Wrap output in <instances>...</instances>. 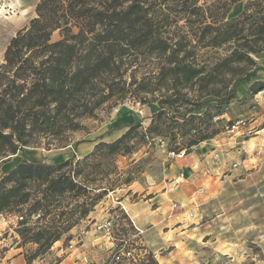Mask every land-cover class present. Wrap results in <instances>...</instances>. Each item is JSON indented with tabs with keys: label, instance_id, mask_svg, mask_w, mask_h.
Returning a JSON list of instances; mask_svg holds the SVG:
<instances>
[{
	"label": "rangeland",
	"instance_id": "obj_1",
	"mask_svg": "<svg viewBox=\"0 0 264 264\" xmlns=\"http://www.w3.org/2000/svg\"><path fill=\"white\" fill-rule=\"evenodd\" d=\"M39 1L24 16L16 0H0V65L4 62L10 40L37 16ZM58 1L59 11L63 13L66 4ZM190 4L191 0H188L164 10L170 23L166 25L162 20L165 36L179 41L181 55H187L192 64L202 67L213 77L207 83L193 82L182 86V96L190 100L200 96L204 100L217 95L227 96L235 89L234 97L217 107L211 104L214 116L210 114L204 119H195L194 128L186 133L179 128H175L176 136L165 131L167 136L164 134L137 143L133 152L117 154L113 158L100 154L87 159L75 156L72 165L56 173H64L86 188L52 203L53 213L48 216L58 220L59 213L63 212L62 221L72 217L66 224L71 225L70 231L29 262L28 256L37 250L38 244L23 242L18 232L20 213L2 214L0 264H264V151L244 150L236 173H231L227 180L224 175L229 171L222 174L221 179L226 181L214 198L206 197V187L201 185L189 199L181 200L177 206L179 217L165 227V234L137 228L118 202L135 181L145 184L155 176L156 170L166 172L170 160L178 154L182 156L196 151L229 132L237 133L231 129L238 118L247 121L239 128L240 137L243 136L241 141L252 135L248 130L264 127V122L253 126L262 106L256 96L259 92L251 89L255 80H264V33L257 35L264 25V0H199L196 7ZM226 30L231 32L233 39L209 45L217 33ZM61 38V31L55 30L52 40ZM234 51L241 52L244 59L228 61ZM163 62L162 56L147 51L128 54L123 65L124 81L121 82L132 88L126 98L108 101L97 107L93 114L79 118L78 127L66 133L68 142L78 144L92 139L123 108L140 116L148 103L163 98L167 89L162 80H157ZM140 85L149 91L137 92L135 88ZM261 94L264 95V90ZM141 98L148 102H142ZM139 121L145 126L152 120L147 116L140 117ZM170 123L171 120L167 119L166 125ZM215 130L218 132L212 134ZM205 134L210 137L186 153L184 146ZM50 139L51 136L41 135L29 146H24L21 149L24 160L29 159L30 151L49 153L64 148L55 147V143H49ZM138 139L135 138L134 142ZM176 145L183 149L178 152ZM237 146L240 147V143L232 149ZM172 152L175 155H171ZM17 158L0 155V178L14 167ZM190 169L193 174L183 181L181 179V183L198 170L196 167ZM35 189L33 186L32 190ZM105 189L106 194L93 205V199ZM83 204L90 208L86 216L81 215ZM37 217L33 216L32 220L36 221ZM84 236L86 241H83ZM77 248L85 252L83 257L76 254L74 258H68Z\"/></svg>",
	"mask_w": 264,
	"mask_h": 264
},
{
	"label": "trees",
	"instance_id": "obj_2",
	"mask_svg": "<svg viewBox=\"0 0 264 264\" xmlns=\"http://www.w3.org/2000/svg\"><path fill=\"white\" fill-rule=\"evenodd\" d=\"M187 1L62 0L66 6L60 13L58 0H40L37 16L10 40L0 65V155L16 154L41 135L51 136L49 143H55V147L69 145L66 133L78 127L79 118L93 114L108 101L126 98L132 89L121 83L125 58L130 53L147 51L163 57L157 80H162L167 90L163 98L153 100L160 108L150 116V125L143 126L142 121L130 124L116 140L98 142L83 159L97 154L113 158L131 153L137 143L164 136L165 131L176 136L175 128L186 133L194 128L195 119L212 114L211 104L217 107L232 99L235 89L227 96L204 100L200 96L195 100L182 96V86L207 83L213 77L192 64L187 55H181L179 41L165 36L162 20L166 25L170 23L164 10ZM198 1L191 0L190 6L196 7ZM57 29L62 38L53 41L52 34ZM263 33L264 25L257 35ZM233 37L229 30L219 32L209 45H219ZM241 59L244 56L238 51L227 58ZM251 89L256 93L264 90V80L254 81ZM135 90L149 91L144 85ZM141 101L148 102L146 98ZM167 119L171 123L166 125ZM209 137L205 134L190 140L184 146L186 153ZM177 148L178 152L183 149L176 145ZM74 159L72 156L57 163L22 160L0 178V215L20 213L18 232L23 242L38 244L37 250L28 256L29 262L71 229L66 224L72 217L62 221L63 212L58 220L48 216L53 213L52 203L86 188L64 173H56L72 165ZM106 191L94 198L92 204ZM89 211L83 204L81 215L86 216ZM33 216H38L36 221Z\"/></svg>",
	"mask_w": 264,
	"mask_h": 264
},
{
	"label": "crops",
	"instance_id": "obj_3",
	"mask_svg": "<svg viewBox=\"0 0 264 264\" xmlns=\"http://www.w3.org/2000/svg\"><path fill=\"white\" fill-rule=\"evenodd\" d=\"M36 1L16 0L24 16L30 13L32 5ZM261 92L263 90L256 94L262 107L256 114L253 126L264 122V95ZM159 108L156 102L148 103L140 116L135 112L129 113L127 108H123L113 118L112 122L98 131L92 139L78 144L70 143L64 148L53 150L49 153L30 151L27 156L29 158L28 161L51 162L65 160L72 156L83 158L93 151L98 142L116 140L127 131L130 124L139 121L140 117L151 116ZM248 132L252 133L248 139L241 141L243 136L240 137L242 133L240 131L237 133L229 132L220 140H213L208 145L205 144L198 147L196 151L172 158L166 172L156 170L155 176L150 177L148 183L142 184L137 181L132 183L124 195L120 199L118 198L119 204L124 206L128 216L140 230L165 234V227L179 217L177 213L179 207H174V203L189 199L201 185L206 187V197L214 198L219 193L222 184L236 173L239 158L244 150L256 149L264 151V127H258L255 131L248 130ZM238 143H240V147L237 146L236 149H232ZM12 156L18 157L14 167L24 160L21 150ZM50 156L60 158L47 160L46 157ZM233 166L236 168H233ZM190 167H196L198 170L196 173L194 172L195 175L193 177H188L186 182L181 183V179L183 181L186 176L193 174ZM226 171H229V173L224 175L226 180H223L221 176ZM180 172L182 173L180 174ZM231 173L232 175H230ZM171 231L173 233V230ZM85 239L86 236H84L83 241H86ZM76 251L78 252L76 253ZM76 254L79 257H83L85 252L77 248L68 258H74Z\"/></svg>",
	"mask_w": 264,
	"mask_h": 264
},
{
	"label": "built area",
	"instance_id": "obj_4",
	"mask_svg": "<svg viewBox=\"0 0 264 264\" xmlns=\"http://www.w3.org/2000/svg\"><path fill=\"white\" fill-rule=\"evenodd\" d=\"M246 124H247V121L244 118H238L232 125L231 131H239V128L245 126ZM171 155H175V152H172ZM179 155L180 154H178V156ZM177 206H178V203H174V207H177Z\"/></svg>",
	"mask_w": 264,
	"mask_h": 264
},
{
	"label": "bare ground",
	"instance_id": "obj_5",
	"mask_svg": "<svg viewBox=\"0 0 264 264\" xmlns=\"http://www.w3.org/2000/svg\"><path fill=\"white\" fill-rule=\"evenodd\" d=\"M57 158H60V157H55V156L46 157L47 160H53V159H57Z\"/></svg>",
	"mask_w": 264,
	"mask_h": 264
}]
</instances>
